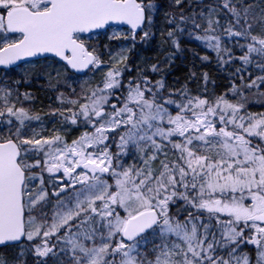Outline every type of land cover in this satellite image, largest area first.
Returning a JSON list of instances; mask_svg holds the SVG:
<instances>
[{
  "label": "snow or ice",
  "instance_id": "6c2138e0",
  "mask_svg": "<svg viewBox=\"0 0 264 264\" xmlns=\"http://www.w3.org/2000/svg\"><path fill=\"white\" fill-rule=\"evenodd\" d=\"M157 32L163 59L131 66ZM185 37L238 65L224 92L168 86ZM252 97L264 0H0V264H264Z\"/></svg>",
  "mask_w": 264,
  "mask_h": 264
},
{
  "label": "trees",
  "instance_id": "16d2710c",
  "mask_svg": "<svg viewBox=\"0 0 264 264\" xmlns=\"http://www.w3.org/2000/svg\"><path fill=\"white\" fill-rule=\"evenodd\" d=\"M165 47L167 46L165 45ZM181 49L182 51L180 52H175V49H172V52H174L175 55L171 63H164L161 65L163 69L162 75L169 87H180L187 83L190 88L195 89L197 82L190 79L191 72L195 71L198 78L201 77L204 72L209 74L210 89L213 88L212 81H215L214 87L218 93L224 92L228 88L230 83V73L234 71L235 67L238 65H230L224 68L219 67L215 58V53L203 47L199 42L189 40L186 37L182 40ZM164 54L165 53L161 50L160 34L157 32L150 45H141L129 54L130 64L131 66L139 64L141 67H144L148 63H154L158 59H163ZM203 55H208L210 62L201 61L200 57ZM252 71L254 74H259L256 69H253ZM247 75L248 73L246 72L245 76ZM157 78H159V76ZM47 105L48 104L38 101V103L32 107L43 115L44 112L42 109L46 108ZM249 111L257 113L264 112V104L252 97L249 100ZM45 121L47 122V119H45Z\"/></svg>",
  "mask_w": 264,
  "mask_h": 264
},
{
  "label": "flooded vegetation",
  "instance_id": "af4514ba",
  "mask_svg": "<svg viewBox=\"0 0 264 264\" xmlns=\"http://www.w3.org/2000/svg\"><path fill=\"white\" fill-rule=\"evenodd\" d=\"M99 78V74L97 76V79ZM25 89L22 88L21 91H24ZM29 91H31L34 96L36 97L35 99V104L38 103V101L44 103V104H48L46 108H43V112H44V116H45V119H47V124L49 128H51L53 125H52V122L51 121H48V120H51L50 117L47 116V113L49 111V107L50 105H53L55 106V100L54 99H49V97H54L55 96V93L53 92H49L47 90V84H46V81L44 79H38V80H35L33 82V84L31 85V87H29L28 89ZM33 106V105H32ZM76 135H79V130H73L70 135H69V139L73 138L74 136Z\"/></svg>",
  "mask_w": 264,
  "mask_h": 264
},
{
  "label": "rangeland",
  "instance_id": "374dc122",
  "mask_svg": "<svg viewBox=\"0 0 264 264\" xmlns=\"http://www.w3.org/2000/svg\"><path fill=\"white\" fill-rule=\"evenodd\" d=\"M139 59H140V57H139Z\"/></svg>",
  "mask_w": 264,
  "mask_h": 264
}]
</instances>
